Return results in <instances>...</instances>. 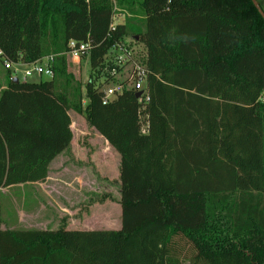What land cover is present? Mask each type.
Listing matches in <instances>:
<instances>
[{
    "label": "trees",
    "instance_id": "trees-1",
    "mask_svg": "<svg viewBox=\"0 0 264 264\" xmlns=\"http://www.w3.org/2000/svg\"><path fill=\"white\" fill-rule=\"evenodd\" d=\"M71 40L93 46L84 87ZM133 43L149 102L127 89L104 104L125 68L116 47ZM0 50L13 64L54 56L37 83L0 60V190L46 181L75 112L121 157L122 209L118 231H0V264H264V19L251 0H0Z\"/></svg>",
    "mask_w": 264,
    "mask_h": 264
},
{
    "label": "rangeland",
    "instance_id": "rangeland-1",
    "mask_svg": "<svg viewBox=\"0 0 264 264\" xmlns=\"http://www.w3.org/2000/svg\"><path fill=\"white\" fill-rule=\"evenodd\" d=\"M264 11V0H256ZM123 14L118 13L114 18L115 23H119V18ZM131 42L132 40L129 39ZM146 50L143 45L133 43L130 49L129 63L125 73L132 69L134 65H141L145 57ZM70 71L76 74L81 81L82 87L87 84L90 76V70L86 63L78 60L68 59ZM8 73L0 63V92L7 86ZM21 82L37 83L40 80L36 77H30ZM83 89V88H82ZM83 104H86V92L83 89ZM73 121L72 131L73 151L70 154H63L56 158L52 164L51 173L55 177L52 181L41 185L25 187L20 192H33L38 198L30 204L31 214L25 217V223L28 222L36 228L47 229L52 221L56 222L54 228L59 227L66 218L64 212L77 211L79 205L87 210L83 216L87 217L88 225L85 227L94 229L102 225H108L109 228L121 229L122 214L120 200V187L118 181V169L116 162L112 158L97 157L96 153H101V137L92 131L82 115L75 112L70 113ZM144 120V118H142ZM145 126V124H144ZM102 140V139H101ZM77 177L78 179H73ZM19 191L17 188L0 190V231L14 226L23 227V222L19 220L22 200L19 201ZM67 209V210H66ZM119 209V210H118ZM28 211V212H30ZM70 215H74L71 214ZM77 214H75L76 216ZM16 221H20L16 224ZM119 222V223H118ZM5 223L7 225H5ZM37 224V225H36ZM108 229V228H104Z\"/></svg>",
    "mask_w": 264,
    "mask_h": 264
},
{
    "label": "built area",
    "instance_id": "built-area-1",
    "mask_svg": "<svg viewBox=\"0 0 264 264\" xmlns=\"http://www.w3.org/2000/svg\"><path fill=\"white\" fill-rule=\"evenodd\" d=\"M111 29L114 30V26ZM124 48L125 47L122 45H118L116 47L115 54L118 55H115V60L119 65H125V68H127L126 66L129 63L130 52L126 51L127 49L125 48V50ZM92 50L93 46L90 41L78 42L71 40L68 43V52L66 55L69 59L75 61L78 60L82 63L85 61L87 64ZM120 52H123V54H119ZM0 60L3 61L4 68L12 72V78L17 79L18 81H20L21 78L23 81H26L28 78L33 76H36L37 78L46 77L49 79L54 77V72L52 69L54 56L47 57L41 62L35 63L33 65L13 64L5 58L4 53L0 50ZM125 68L122 73L118 74L116 70L111 73L114 78L119 79L120 81H117L116 84L110 82L103 85V103L109 104L123 91L129 89L134 90L136 93H141L140 99L142 104H147L149 102V92L147 86L148 72L146 67L143 64L134 65L132 69L127 71V73H125ZM261 100L264 102V95L262 96ZM141 124V132L143 134H147L148 123L141 119Z\"/></svg>",
    "mask_w": 264,
    "mask_h": 264
},
{
    "label": "crops",
    "instance_id": "crops-1",
    "mask_svg": "<svg viewBox=\"0 0 264 264\" xmlns=\"http://www.w3.org/2000/svg\"><path fill=\"white\" fill-rule=\"evenodd\" d=\"M118 18H119V21H120L119 23H125L124 16H121V17H118ZM71 129H72V127H71ZM92 131H94V130H92ZM94 132H96V131H94ZM101 139H100V141L102 142L101 143V145H102V147H101V153L99 151L98 153H96V155H98L97 156L98 158L101 157V154L104 155V157H106V158H108V157L110 158L111 157L112 160H114L116 162L117 169H118L117 170L118 171V178H117L118 181L117 182L119 183V187H120V200L119 201H121V181H120L121 157H120V155L114 149L111 148V146H110V144L108 143L107 140H105L103 137H101ZM72 151H73V141L71 143V147L65 153H63V154H67L68 155ZM54 161H56V159ZM54 161L52 162V164L54 163ZM52 164L50 165L48 178L46 179L45 182L35 183V184H26V185H18V186H15L14 187V188H17L18 189L19 196H21V198H20L19 201L22 200V205H21V210L19 212L20 213L19 220H21L23 222V225L24 226L21 227V228H18V229L15 228L14 226H11L10 228H6V230H11V231H13V230H16V231H34V230H36V231H38V230L45 231V230H57L59 228H65L66 230H69V231H118V229H114L116 226L114 228H109L108 225H102L101 227L94 228V229L93 228L92 229H89V228L85 227L86 225H88L90 223H88L87 217L86 216H83V213H86L87 210L82 205H79V207H78V208H80L79 211H78L79 213H76L77 212V211H75L76 209L73 210V211H68L66 209L67 212L66 213L64 212L66 218L62 221L61 225H59V227H57V228H54V226H51V225H56L55 224L56 222H54V221H52L50 223V225H48L47 229H43V230L40 229V228H36V226H33L32 224H29L28 222L25 223L24 218L25 217H29V214H31V211H32V210L30 211V208L31 207L30 208H28V207H29L30 204H33L35 198H38V197L33 192L30 193V190H28V192H23L22 193V192H20V189L25 188V187H29V189H31V187H33V186L41 185V184H44L46 182L52 181L54 179L53 177H55L53 175V173H51V170H52L51 166H52ZM73 179L75 180V179H78V178L77 177H74V178H72V180ZM11 188H13V187H11ZM11 188H7L6 189V192L8 190H10ZM119 204H120V202H119ZM28 211H30V212H28ZM70 213L71 214H74V215H70ZM75 214H77V215L75 216ZM121 214H122V209H121ZM18 222H20V221H16V224ZM5 225H7V224L5 223ZM104 228H108V229H104Z\"/></svg>",
    "mask_w": 264,
    "mask_h": 264
},
{
    "label": "water",
    "instance_id": "water-1",
    "mask_svg": "<svg viewBox=\"0 0 264 264\" xmlns=\"http://www.w3.org/2000/svg\"><path fill=\"white\" fill-rule=\"evenodd\" d=\"M252 3L254 4L255 8L258 10V12L260 13V15L262 16V18L264 19V11L262 10V8L260 7V5L258 4V2L256 0H251ZM14 81L16 83H18L19 81L17 79H14ZM141 97V93H137L136 94V98L139 99Z\"/></svg>",
    "mask_w": 264,
    "mask_h": 264
}]
</instances>
